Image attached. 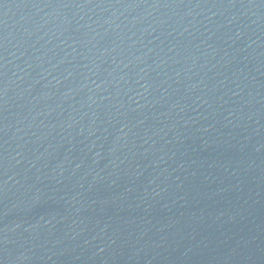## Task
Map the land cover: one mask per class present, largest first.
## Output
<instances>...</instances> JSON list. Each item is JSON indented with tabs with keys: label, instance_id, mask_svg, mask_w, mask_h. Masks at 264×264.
Wrapping results in <instances>:
<instances>
[{
	"label": "water",
	"instance_id": "95a60500",
	"mask_svg": "<svg viewBox=\"0 0 264 264\" xmlns=\"http://www.w3.org/2000/svg\"><path fill=\"white\" fill-rule=\"evenodd\" d=\"M0 264H264V0H0Z\"/></svg>",
	"mask_w": 264,
	"mask_h": 264
}]
</instances>
